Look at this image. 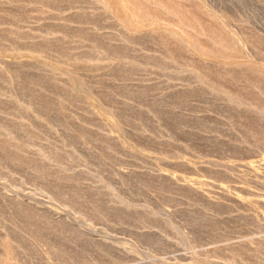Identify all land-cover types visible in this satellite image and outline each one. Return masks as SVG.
<instances>
[{
  "label": "rangeland",
  "instance_id": "rangeland-1",
  "mask_svg": "<svg viewBox=\"0 0 264 264\" xmlns=\"http://www.w3.org/2000/svg\"><path fill=\"white\" fill-rule=\"evenodd\" d=\"M0 264H264V0H0Z\"/></svg>",
  "mask_w": 264,
  "mask_h": 264
}]
</instances>
